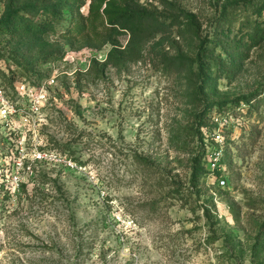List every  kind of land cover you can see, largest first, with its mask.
Segmentation results:
<instances>
[{"label": "rangeland", "instance_id": "obj_1", "mask_svg": "<svg viewBox=\"0 0 264 264\" xmlns=\"http://www.w3.org/2000/svg\"><path fill=\"white\" fill-rule=\"evenodd\" d=\"M255 3L0 0V22L32 25L0 34V83L56 75L29 139L77 164L0 185V264H264ZM143 12L141 59L105 64Z\"/></svg>", "mask_w": 264, "mask_h": 264}, {"label": "built area", "instance_id": "obj_2", "mask_svg": "<svg viewBox=\"0 0 264 264\" xmlns=\"http://www.w3.org/2000/svg\"><path fill=\"white\" fill-rule=\"evenodd\" d=\"M55 82L56 75L52 74L35 83H0V185H19L46 164L68 168L77 165L60 150L29 139L41 124L42 109Z\"/></svg>", "mask_w": 264, "mask_h": 264}, {"label": "trees", "instance_id": "obj_3", "mask_svg": "<svg viewBox=\"0 0 264 264\" xmlns=\"http://www.w3.org/2000/svg\"><path fill=\"white\" fill-rule=\"evenodd\" d=\"M166 2L167 0H162ZM264 0H257L255 5H259L263 3ZM20 19H16L14 17H7L6 19H2L0 22V34L10 33L12 39L24 37L28 32H30V27L32 25L26 26L25 23L19 21ZM159 26V21L151 14L147 12L142 13L141 19L136 23L135 26H130V36L128 38L127 43L124 47H114L111 49L105 59V64H116L118 60L123 58H127L130 60H139L143 56V42H145L149 37L155 35L157 31V27ZM248 101L251 100V97L248 96L246 98ZM55 166L46 164L43 168H54ZM40 170V174L44 175L47 172ZM145 173L149 176L151 175V170L149 163L145 164L144 168ZM159 174V173H158Z\"/></svg>", "mask_w": 264, "mask_h": 264}]
</instances>
